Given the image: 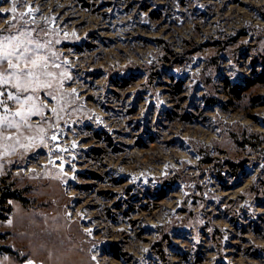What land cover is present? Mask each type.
Here are the masks:
<instances>
[{
  "label": "rangeland",
  "instance_id": "rangeland-1",
  "mask_svg": "<svg viewBox=\"0 0 264 264\" xmlns=\"http://www.w3.org/2000/svg\"><path fill=\"white\" fill-rule=\"evenodd\" d=\"M18 3L59 82L0 147V264H264V0Z\"/></svg>",
  "mask_w": 264,
  "mask_h": 264
},
{
  "label": "snow or ice",
  "instance_id": "snow-or-ice-1",
  "mask_svg": "<svg viewBox=\"0 0 264 264\" xmlns=\"http://www.w3.org/2000/svg\"><path fill=\"white\" fill-rule=\"evenodd\" d=\"M18 7V0H13L10 9H0V13H16ZM25 11H31L30 2L25 6ZM6 31L9 34L5 35ZM30 32V29H13L10 21L0 28V64H7V67H0V147H4V140H15L19 144L21 129L35 127L43 131L40 124H31L30 117L33 114L43 115L49 110L48 104L57 99L53 95V86L59 82L58 73L52 70L49 58L39 51L44 45L27 38ZM59 79H63L62 74ZM13 103L17 107H11ZM50 111L56 113L57 109L53 107ZM5 125L8 131H4ZM13 128L17 130L15 133L11 131ZM26 139L32 140L33 137L27 136ZM3 154L0 152V155ZM27 264L34 262L27 261Z\"/></svg>",
  "mask_w": 264,
  "mask_h": 264
},
{
  "label": "trees",
  "instance_id": "trees-1",
  "mask_svg": "<svg viewBox=\"0 0 264 264\" xmlns=\"http://www.w3.org/2000/svg\"><path fill=\"white\" fill-rule=\"evenodd\" d=\"M176 87H177L176 88V92L178 93L180 91V88H179L178 85ZM2 204H3V201L2 202L0 201V221L4 220L6 218V216L4 214H2V212H7L8 211L7 208L4 209V208L1 207Z\"/></svg>",
  "mask_w": 264,
  "mask_h": 264
}]
</instances>
